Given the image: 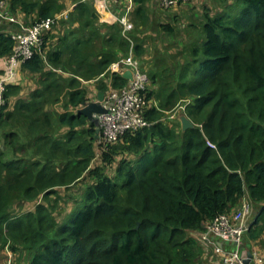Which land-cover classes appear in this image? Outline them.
Instances as JSON below:
<instances>
[{"label": "trees", "instance_id": "obj_1", "mask_svg": "<svg viewBox=\"0 0 264 264\" xmlns=\"http://www.w3.org/2000/svg\"><path fill=\"white\" fill-rule=\"evenodd\" d=\"M7 2L36 20L68 16L20 66L37 87L10 107L21 90L13 80L0 109V251L24 250L26 264H214L194 234L245 197L254 218L244 247L264 245V0L205 4L187 25L184 59L148 75L156 87L146 97L159 101L147 111L152 126L103 150L97 124L78 112L92 101L83 81L98 80L103 91L111 79L123 87L127 79L110 71L112 63L131 48L142 57L148 27L177 35L176 26L153 18L151 0H135L132 43L120 23L102 22L94 0H75L72 11L61 0ZM15 30L0 17L6 61ZM178 104L193 128L164 119ZM85 178L75 206L63 210L59 188ZM20 203L36 207L12 213Z\"/></svg>", "mask_w": 264, "mask_h": 264}, {"label": "built area", "instance_id": "obj_2", "mask_svg": "<svg viewBox=\"0 0 264 264\" xmlns=\"http://www.w3.org/2000/svg\"><path fill=\"white\" fill-rule=\"evenodd\" d=\"M180 1L188 0H162V5L170 7ZM100 2L110 16L108 21L120 23L123 27V35L131 40L129 32L135 28L131 19L135 0H129V5L123 12L115 8L122 4V0H100ZM61 16L67 17L68 12L54 18L26 22L16 17L7 0H0V17L17 26V30L12 33L17 43L15 51L6 61L5 73L0 75V109L6 104L5 92L9 83L17 78L18 68L34 56L36 49L42 48L45 32ZM127 70L132 72V79L126 78V85L114 88L111 79L109 89L104 91L105 98L102 105L105 112L96 115L100 150L108 149L127 132H135L150 127L154 123L147 118V111L151 108L150 100L146 97L150 79L135 57L133 48L127 57L117 60L110 66L112 73L123 75ZM184 110L185 106H180L171 111L167 119L172 121L179 118ZM209 144L216 147L211 142ZM253 218V202L249 197H245L237 207L217 215L203 230L195 232L194 236L206 253L212 251L222 257V260L214 264H247L243 250L251 252L249 264H264V249L258 247L247 249L243 244L244 235L252 226ZM229 246H233L234 249L231 250ZM6 248L8 249V245ZM11 263L12 260L9 261V264Z\"/></svg>", "mask_w": 264, "mask_h": 264}, {"label": "rangeland", "instance_id": "obj_3", "mask_svg": "<svg viewBox=\"0 0 264 264\" xmlns=\"http://www.w3.org/2000/svg\"><path fill=\"white\" fill-rule=\"evenodd\" d=\"M212 1L213 0H190L187 1L186 4H181L178 7L167 9L159 4V0L158 2L157 0H151L149 4L151 6L150 12L153 18H157L158 21L176 26L177 35H169L164 31L160 30L155 31L152 30L150 27H148L146 30H144L143 33L140 34L141 37L144 35V44L146 45V51L142 57L137 59L139 60L140 65H143V69L148 73V75L152 73V71L158 73L161 72L160 70L167 67L176 59H184V56L181 51L183 50V47L187 40V25L189 24L191 19H193L198 14L197 12L201 11L202 7L205 4L212 5ZM175 15H177L178 17L177 20L173 19ZM152 87H156V85L150 80L148 88L151 89ZM150 104L151 108L159 107V101L155 98L150 99ZM180 106H182V104H178V106L175 107L173 110L180 108ZM56 108L59 111L63 110L60 105H57ZM171 111H166L164 119H167V116ZM99 161L100 156L98 154L93 161V166L98 165ZM90 181L91 178H85L84 180L76 183L75 185H72L68 189L64 187L59 188L60 193L62 194V196H64V200L62 198L59 199V203L64 208L63 210H68L69 212L75 206V202L80 197V194H82L83 189L90 183ZM35 207L36 206L33 203L16 204L12 209V213L20 214L26 211H30L32 209L34 210ZM63 210L60 213L62 215H64ZM62 217L63 216H59V218ZM7 245L8 249L6 248ZM6 246L5 249L3 248L0 251V264H9L10 260H12L11 264L27 263V254L24 250L16 253L11 250L10 244H6ZM229 248H231V250L234 249L233 246H229Z\"/></svg>", "mask_w": 264, "mask_h": 264}, {"label": "crops", "instance_id": "obj_4", "mask_svg": "<svg viewBox=\"0 0 264 264\" xmlns=\"http://www.w3.org/2000/svg\"><path fill=\"white\" fill-rule=\"evenodd\" d=\"M62 2H64V4L66 5L67 10L66 11H72L75 6H76V2L75 0H61ZM96 1V6L97 9L99 11V13L102 15V22H108L109 19V15L106 12V10L101 6V2L100 0H95ZM190 1V0H188ZM158 2V0H157ZM187 1H180L170 7H164L167 9L170 8H175L180 6L181 4H186ZM159 4L161 6L162 5V0H159ZM129 5V0H122V4L121 5H117L115 6V8L118 9V11L121 10V12H123L125 10V8ZM137 3L135 2V5L133 6L132 10L136 7ZM65 8V9H66ZM15 14V13H14ZM16 17L20 20H24V21H30V20H36V16H32V17H27L24 13L22 12H17ZM17 27V26H16ZM6 65V60L4 58H0V69L4 68ZM16 82L15 85H19L21 90L20 93L16 96H12L10 98L9 104L10 107L14 106L17 102V100L19 98H28L29 94L37 87V83H36V79L34 77V75H32L30 72L23 70L21 67L18 68L17 71V78H16ZM102 80L107 81L108 80V75L103 74L102 75ZM84 86L88 87L89 89V96L92 98L93 100H96L99 93L103 90H99L97 88V84H98V80H91V81H83ZM252 247H258L261 249H264V245L260 242H253L252 243ZM209 258H211L214 262H219V260H222V257H220L219 255H216L214 252L210 251V255H208Z\"/></svg>", "mask_w": 264, "mask_h": 264}, {"label": "water", "instance_id": "obj_5", "mask_svg": "<svg viewBox=\"0 0 264 264\" xmlns=\"http://www.w3.org/2000/svg\"><path fill=\"white\" fill-rule=\"evenodd\" d=\"M123 76L125 78L132 79V72L130 70H127L125 71ZM104 98L105 92L101 91L97 97V100L87 102L81 108L78 109V112L87 116L89 120L95 122L98 125V118L96 115L105 112V109L102 105V101L104 100ZM179 119L181 121L183 130L193 128L195 126L193 121L186 114H181ZM243 256L245 257V262L249 264L251 252L248 250H243Z\"/></svg>", "mask_w": 264, "mask_h": 264}, {"label": "clouds", "instance_id": "obj_6", "mask_svg": "<svg viewBox=\"0 0 264 264\" xmlns=\"http://www.w3.org/2000/svg\"><path fill=\"white\" fill-rule=\"evenodd\" d=\"M185 114V113H184Z\"/></svg>", "mask_w": 264, "mask_h": 264}]
</instances>
